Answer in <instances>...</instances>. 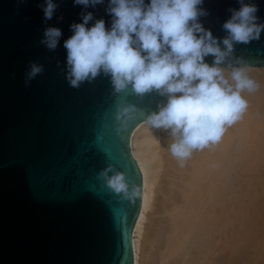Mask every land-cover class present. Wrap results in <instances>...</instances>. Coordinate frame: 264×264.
<instances>
[{"label": "water", "instance_id": "obj_1", "mask_svg": "<svg viewBox=\"0 0 264 264\" xmlns=\"http://www.w3.org/2000/svg\"><path fill=\"white\" fill-rule=\"evenodd\" d=\"M43 3L0 0V264H133L142 176L130 137L162 98L139 97L131 87L115 93L103 73L71 87L63 41L72 35L70 25L82 22V12L93 14L88 27L104 19L110 28L109 0L87 8L57 0L49 21ZM245 3L258 6L257 22L264 23V0ZM201 7L207 12L201 23L222 40L230 9L241 5L204 0ZM48 26L63 32L54 51L39 43ZM236 54L250 65H264V32L259 40L238 44ZM32 61L44 70L26 85ZM123 104L142 112L127 128L116 118ZM109 164L141 189L138 198L122 199L98 177Z\"/></svg>", "mask_w": 264, "mask_h": 264}, {"label": "clouds", "instance_id": "obj_2", "mask_svg": "<svg viewBox=\"0 0 264 264\" xmlns=\"http://www.w3.org/2000/svg\"><path fill=\"white\" fill-rule=\"evenodd\" d=\"M204 0H109L104 19L81 13L82 22L70 25L72 35L63 41L66 50V79L73 88L91 82L101 73L110 77L115 93L131 87L139 97L156 93L162 99L147 116L150 128L162 130L171 141L172 157L184 166L195 151L218 144L229 127L239 121L249 103L245 93L258 90L250 75L248 61L236 54L238 44L248 45L261 38L264 23H258V6L239 0L241 7L230 9L231 18L222 27L221 40L200 21L207 15ZM104 0H74L75 5L96 6ZM45 21L52 20L59 4L44 0ZM59 19L63 20V17ZM62 29L48 26L40 44L56 50ZM211 56V62L206 57ZM44 66L30 62L25 83L42 73ZM141 109L123 104L117 120L127 128ZM98 177L122 199L134 200L141 189L128 175L112 164Z\"/></svg>", "mask_w": 264, "mask_h": 264}, {"label": "bare ground", "instance_id": "obj_3", "mask_svg": "<svg viewBox=\"0 0 264 264\" xmlns=\"http://www.w3.org/2000/svg\"><path fill=\"white\" fill-rule=\"evenodd\" d=\"M248 68L250 75L258 82L259 88L254 93L244 94L249 103L247 111L239 121L227 129L218 144L206 147L202 151H195L183 167L170 153L167 145L171 141L167 138V133L162 130L154 132L148 125L147 119L141 121L133 130L130 137V149L142 176L140 212L132 235L133 264H151L150 260L152 259L151 262L153 261L152 246L154 247L153 244L158 242V240L155 243L152 242L154 234L151 236V224L153 222L152 217L154 218L153 215L157 213V211L154 213V209L156 210L155 206H157L158 196L160 197L159 193L163 197L160 202L163 207L161 208L164 210L162 213L169 214L171 224V230L167 235L165 234L166 237L163 238L161 243L163 251H161L160 258L166 263L168 258L171 259L172 255L179 254L178 252L183 249L187 256L188 252L186 250L190 248L192 245L190 243L192 242L193 246L190 248V253L193 250H197L199 254L197 255L200 256V259L197 256L199 261L196 260L197 257H195L194 251V253L192 252L193 254L188 253L189 256L187 257L190 260L191 256H194L195 259L193 261L196 264H207L208 261L212 264H231V258L237 250H239L237 251L239 254L245 247L248 249L250 241L254 240L256 244H261L262 238L264 239V226H262L264 225V65L248 64ZM234 193L237 194V198L234 197L236 196ZM231 195H233V198ZM232 200L237 202L240 207L246 205L248 214H251V212L253 214L254 209L252 208L257 210L259 207L258 210L260 211H254V215L256 216L255 221L257 218L258 222H260V225L256 223V226L259 225L261 228L260 231L259 228L257 229L258 231L255 228L254 230L257 232L253 234L255 226L253 228L250 227L249 231L248 226V229L245 228L249 234L247 235L246 230L243 228L244 231L238 233V235L242 233L240 236L242 239L239 236L236 237L229 234L231 209L236 207H233ZM229 204L230 207L233 205V208H230ZM248 206L253 207L249 208ZM158 208H160V205ZM236 209L234 210L235 212ZM239 209H237V213L240 211ZM251 209L252 211H250ZM241 211V216H244L245 209ZM247 213L245 215H248ZM254 215L250 218L253 221V225H255ZM205 225L206 227H204ZM208 225L212 232L215 231L214 234H210L211 231L209 229V232L205 230L209 228ZM210 225L213 227L211 228ZM244 225L246 224L244 223ZM200 229L207 232H204L205 234L201 232L204 234L202 235L204 238L205 235L206 237H211L205 238L206 240L202 238L204 239L202 240L203 242L200 241ZM258 232L262 234V237ZM244 233L246 235L242 236ZM251 233L254 237L250 235ZM257 234L261 238H258ZM247 236L256 238L258 243L257 240ZM233 238L235 239L234 243L237 245L240 244L237 240L244 242V248L240 245V247L237 246L240 249H234L236 247L233 243ZM248 238L250 241L248 240L247 244L245 241ZM159 239L161 238L159 237ZM259 239L261 242H259ZM194 243L200 244L198 245L200 252ZM255 243H251L252 248L256 247V250L259 249L261 252L256 254L255 248V252L250 248L253 251L252 255L255 253L257 256H262L264 254V242H262L261 248L255 246ZM253 244L255 245L253 246ZM195 247L196 249H192ZM151 254L153 258H150ZM249 257L248 261L246 260L247 262L251 261ZM258 258L260 259L261 257ZM173 259H171V263H173ZM259 259L257 260L256 258L257 261ZM193 261L190 264L194 263ZM259 262H262V258ZM255 263L259 264L258 262Z\"/></svg>", "mask_w": 264, "mask_h": 264}, {"label": "rangeland", "instance_id": "obj_4", "mask_svg": "<svg viewBox=\"0 0 264 264\" xmlns=\"http://www.w3.org/2000/svg\"><path fill=\"white\" fill-rule=\"evenodd\" d=\"M235 193H236V192H235ZM235 193H234V194H235ZM230 194H231V193H230ZM232 194H233V193H232ZM159 195H160V197L158 196L157 206H155V207H156V210L154 209V211H155L154 213H156V211H157V213L153 215L154 218L152 217V221H153V222L151 221V222H152V224H151V226H152V227H151V233H152L151 236H152L153 234L155 235V236H154V235L152 236V238L154 237L153 240H155V241L152 240V242L155 243L157 240H158V242H156L155 244H153L154 247L152 246V250H153L154 252H153V251H151V252L153 253V257H154V258L151 257V256H152V254H151V255H150V258H153V261H152L153 263L151 262L152 259L150 260V263H151V264H155V263L157 264V263L160 262L159 264H161V263H162V264H178V261H179V264H186V261H187V262H188L187 264H190V263L195 259L194 256H191V255H190V256H191L193 259H192L191 257H190V258H191L192 260H191V259L189 260L188 257H187V256H189L188 253H190V248H191V246H193V243H192V242L190 243V244H192L191 246H190V244H189L190 248L187 247V248H189L188 250H186V252H188V253H187V256H186V253L184 252V251H185L184 249L181 250L182 253H181V252H178L180 255L177 254V253H176L175 256L172 255V257H176L178 261L176 260V258L173 259V258L171 257V259H173V261H172L173 263H171V259H169V258H168V261L166 260V261H167V263H166V262L162 261V259L160 258V257H161L160 255H161V253H162L161 251H163V249H162V247H161V246H162L161 243H162V241H163V238H165L166 235H167V233L171 230V224H170V221H169V220H170V219H169V217H170L169 214H167V213H165V212L162 213V211H164V210H162L163 207H162V205H161L160 202L163 200V197H162V194H161V193H159ZM235 195H236V196H234V197L237 198V194H235ZM229 196H230V195H229ZM231 196H232V198H233V195H231ZM249 196H251V195H249ZM249 196H248V197H249ZM161 198H162V199H161ZM232 198H231V199H232ZM235 198H234V200L236 201ZM159 199H160V201H159ZM171 201H172V200H171ZM171 201H170V202H171ZM158 203H160V204H158ZM171 203H172V202H171ZM231 203L234 204V206L232 205L233 207L236 206L235 209L237 208V206H239L237 209L240 208V209H239L240 211L245 209V211H244L245 214L248 212V211H246V209H247V208L245 207L246 205L242 206L243 208L245 207V208L243 209L242 207H240V205H239L237 202H233V200H232ZM231 203H230V204H231ZM235 203H236V205H235ZM230 204H229V207H230ZM237 204H238V205H237ZM246 204L249 205V203H247V202H246ZM159 205H160V208H158ZM251 205H252V204H251ZM232 206H231V207H232ZM253 206H254V205H253ZM253 206H250V207L252 208ZM161 207H162V208H161ZM231 207H230V208H231ZM233 207H232V208H233ZM248 207H249V206H248ZM250 207H249V208H250ZM256 207H257V206H256ZM157 208H158V209H157ZM249 208H248V210H249ZM235 209H231L232 212H231V216H230V219H229V220H230L229 228H230L231 230L228 228V229H229V230H228V231H229V234H231V235H233V236L235 235L236 237L239 236V238L242 239V237H240L242 233L238 235L239 232H243L244 230H246V233H247V232H248L251 228H253L254 226H255V227L253 228V230H254L255 228H256V230L259 228V231H260V229H261V228L259 227V225H260L259 223H260V222H258V219H257V218H256V221H257V222L255 221V217H256V216L254 215V213H255L254 211H257V210L259 209V207H258V209L256 208L257 210H255V208H252V209H254L253 214H252V212H251V214H248V213H249V212H248V213H247L248 215H245V214L243 213L244 216H241L242 214L240 213V211L238 212V213H239V215H238V213H237L238 210L236 209V212H235V211H234ZM252 209H251L250 211H252ZM158 210H159V211H158ZM258 211H260V210H258ZM159 212H160V213H159ZM241 212H243V211H241ZM234 213H235V214H234ZM166 214H167V215H166ZM249 215H250V216H249ZM253 215H254L253 218H254V221H255V222H254L255 225L252 224L253 221L250 219L251 216H253ZM156 216H158V217H156ZM159 216H161V217H159ZM163 216H164V218H163ZM237 216H238V217H237ZM158 218H159V219H158ZM162 218H163V219H162ZM240 219H241V220H240ZM167 220H168V221H167ZM248 220H249V221H248ZM159 221H160V222H159ZM251 221H252V222H251ZM168 222H169V223H168ZM154 223H155V224H154ZM158 223H159V224H158ZM233 223H235V224H233ZM244 223H245L247 226L244 225ZM256 223H258L259 225L256 226ZM162 224H165V225H162ZM250 224H252V225H250ZM156 225H157V226H156ZM161 225H162V226H161ZM167 226L169 227V229H168ZM210 226H211V225H210ZM248 226H249V229L247 228ZM262 226H264V225H262ZM158 227H159V228H158ZM204 227H206V225H205ZM204 227H203V228H204ZM208 227H209V225H208ZM212 227H213V226H211V228H212ZM250 227H251V228H250ZM239 228H240V229H239ZM243 228H244V230H243ZM245 228H247L248 231H247V229H245ZM198 229H199V228H198ZM198 229H197V230H198ZM208 229L211 231L210 227L207 228V229H205V230H207V232H209ZM197 230H196V231H197ZM212 230H215V229H212ZM241 230H242V231H241ZM253 230H252V231H253ZM156 231H157V232H156ZM161 231H162V232H161ZM254 231H255V230H254ZM257 231H258V230H257ZM257 231H255L253 234H255ZM201 232L204 233L205 231H203V230L200 229V230H199V234H200ZM207 232H205V233H207ZM214 232H215V231H213V232L211 231L210 234H214ZM158 233H159V235H158ZM202 233H201V239H199L200 241L204 240L205 238L208 239V237H211V236H208V234H207L208 237H206V235H205V238H204L202 235H204L205 233H204V234H202ZM258 233H259V232H258ZM161 234H162V235H161ZM165 234H166V235H165ZM210 234H209V235H210ZM260 234H261V233H259V235H260ZM245 235H246V234L244 233L242 236H245ZM247 235H249V234L247 233ZM250 235H252V233H251ZM163 236H164V237H163ZM199 236H200V235H199ZM252 236L254 237V235H252ZM256 236L258 237V234H257ZM260 236L262 237V234H261ZM260 236H259L258 238H261ZM263 236H264V235H263ZM156 237H158V238H156ZM159 237H160L161 239H159ZM247 237H249V236H247ZM253 237H249V238H252V239L257 240L256 238H253ZM199 238H200V237H199ZM202 238H204V239H202ZM234 238H235V237H234ZM234 238L232 239V240H233V243H234V241H235ZM249 238L247 239V241H245V243H247L248 240L250 241ZM237 239H238V238H237ZM237 239H236V240H237ZM160 240H161V241H160ZM205 240H206V239H205ZM245 240H246V238H245ZM259 240H260V239H259ZM237 241H238V243H240V244L237 245V244L234 243V244H235V247H236V248H234V249H240V248H237V246L240 247V245H242V247L244 248V242H241V241L239 242V240H237ZM242 241H244V240H242ZM198 242H199V241H198ZM198 242H197V243H198ZM202 242H203V241H202ZM250 242H251V243H252V242L255 243L254 240H252V241H250ZM250 242H249V245L251 246L252 244H251ZM259 242H261V240H260ZM262 242H264V239H263V238H262ZM262 242H261V244H262ZM197 243H196V244L194 243V245L196 246ZM199 243H200V242H199ZM242 243H243V244H242ZM257 243H258V240H257ZM160 244H161V245H160ZM247 244H248V243H247ZM255 244H256V243H255ZM255 244H253V246H254ZM261 244L259 243V244H256L255 246H259V247H260ZM198 245H200V244H198ZM198 245H197V247H198ZM250 246H248V249H249V250H248L246 247H245V248H246L247 250L244 248L246 251L242 248L243 250L241 249L242 252L239 253L240 255H239L238 252H237V251H239V250H237V251L234 253L235 255L232 256L233 259L231 258V260H232L231 264H257V263H255V262H258L259 264H264V262H263V261H264V259H263L264 257H262L264 254L262 255V253H261L262 256H257V255H255V253L257 254V253H260L261 251H259V249L256 250V247H254L255 250H256V252H255V251H254V248H252V246H251V247H250ZM155 248H156V249H155ZM187 248H185V249H187ZM198 248H199V247H198ZM198 248H197V249H198ZM250 248L255 252L253 255H252L253 251H252ZM260 248H261V247H260ZM192 249H196V247H195V248H192ZM192 249H191V250H192ZM159 250H160V251H159ZM260 250H262V249H260ZM155 251H156V252H155ZM193 251H194V250H193ZM193 251H192V252H193ZM243 251H244V252H243ZM159 252H160V254H159ZM192 252H191V253H192ZM194 252H195V254H196L195 257H197V256L199 255V254L197 253L198 251L195 250ZM194 252H193V253H194ZM199 252H200V248H199ZM247 252H248V254H247ZM262 252H263V251H262ZM191 253H190V254H191ZM193 253H192V254H193ZM263 253H264V252H263ZM197 254H198V255H197ZM241 254H242V255H241ZM158 255H159V256H158ZM216 255H217V254H216ZM246 255H247V256H246ZM251 255L253 256V262L255 261L254 263L252 262V257H251ZM177 256H178V257H177ZM249 256H250V257H249ZM182 257H183V258H182ZM185 257H186V258H185ZM198 257H199V259H200V256H198ZM198 257L196 258V260L198 259ZM242 257H243V258H242ZM248 257H249V260H251L250 262H247V261H248ZM258 257H261V258H262V262H259V261L261 260V258L259 259ZM181 258H182V259H181ZM216 258H217V257H216ZM246 258H247V259H246ZM254 258H255V259H254ZM256 258H257V260L259 259V261H257ZM217 259H219V258H217ZM238 259H239V260H238ZM156 260H157V261H156ZM175 260H176L177 262H176ZM180 260H181V261H180ZM188 260H189L190 262H189ZM246 260H247V261H246ZM155 261H156V262H155ZM197 261H199V260H197ZM245 261H246V262H245ZM168 262H169V263H168ZM174 262H175V263H174ZM180 262H181V263H180ZM193 262H194V261H193ZM208 263H209V264H212V263H210L209 261H208ZM208 263H207V264H208ZM192 264H196V263L194 262V263H192Z\"/></svg>", "mask_w": 264, "mask_h": 264}]
</instances>
